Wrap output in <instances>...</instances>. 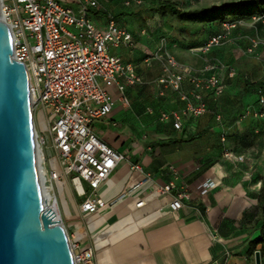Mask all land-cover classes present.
I'll return each instance as SVG.
<instances>
[{
    "label": "crops",
    "instance_id": "0c3cea01",
    "mask_svg": "<svg viewBox=\"0 0 264 264\" xmlns=\"http://www.w3.org/2000/svg\"><path fill=\"white\" fill-rule=\"evenodd\" d=\"M132 1L128 5L126 0H99L98 6L90 9L97 26H104L114 16L133 33L131 44L112 46L110 50L120 55L124 63H131L143 81L126 87L129 105L122 103L116 86L108 87L114 94L112 110L97 119L94 128L126 159L98 189L97 194L107 203L97 211H80L83 199L79 200L80 196L73 192L60 196L69 207L65 210L67 228L80 244L92 246V264H256L255 254H249L248 248L255 236L253 224L261 204L264 166L258 162L256 152L260 140L252 142L249 128L259 131L256 122L262 123L253 114L242 118L241 113L245 107L257 108V92L253 90L257 84L250 83L245 90L246 78L261 80L264 69L256 79L240 66L234 65L238 73L233 77L220 70L224 92L216 97L207 92L208 110L200 116L184 115L182 128L176 129L171 119L160 118L163 111L185 106L177 90L158 82L166 63L165 51L191 65L195 74L206 76L201 71L205 59L193 48L199 47L207 35L201 33L190 40L173 38L170 32L175 29L176 20H164L158 13L144 17L143 10L150 0ZM250 30L251 34L264 31V22ZM240 32L241 28L232 29L208 56L231 64L237 58L233 49L240 43L244 56L258 57L260 49V54L264 53L262 45L249 53L246 45L251 34ZM263 56L259 57L261 63ZM119 79L123 81L124 77L119 75ZM183 88H192L187 79ZM224 131L230 133L226 142L221 139ZM226 148L237 149L245 160L229 161L223 156ZM133 162H140L152 177L127 192L142 177L131 171ZM170 165L179 171L176 182L186 181L191 191V197L185 198L178 210H171L168 205L171 194L157 192V186L172 178ZM209 177L215 184L202 194L197 186ZM125 191V196L112 203ZM139 198H145V204L137 206Z\"/></svg>",
    "mask_w": 264,
    "mask_h": 264
},
{
    "label": "built area",
    "instance_id": "2783aa9c",
    "mask_svg": "<svg viewBox=\"0 0 264 264\" xmlns=\"http://www.w3.org/2000/svg\"><path fill=\"white\" fill-rule=\"evenodd\" d=\"M67 1L78 6L73 7L63 0H0V16L11 29L13 56L25 63L29 75L43 192L45 182L58 199L59 195L69 191L85 196L79 209L92 213L107 203L97 194L98 189L126 159L123 152L99 137L94 122L106 117L112 110L114 94L108 89L110 85L117 87L120 100L129 105L126 87L143 80L131 63H124L120 55L110 50L112 46L131 44L133 33L114 16H110L104 26H97L90 9L97 7L99 0ZM132 2L126 0L128 5ZM259 20L264 22V15L253 16L250 26ZM249 22L226 21L223 31L212 34L199 47L193 48L205 59L201 71L207 73L206 76L195 74L191 65L180 62L173 53L165 51L166 63L158 82L177 90L185 100V106L161 112V119H171L173 126L181 129L184 115L200 116L208 110L207 92L216 97L225 90L220 70H226L229 77L237 73L234 66L212 60L209 52L222 44L237 25ZM165 42L163 38V45ZM260 45L264 46V39L250 38L248 52H256ZM119 75L124 77L123 81ZM186 79L192 86L190 91L183 88ZM259 103L260 107L264 105V95L260 96ZM251 114L256 117L264 115L260 108L248 107L241 117ZM217 118L221 120L220 113H217ZM221 139L226 142L227 132H222ZM223 156L233 162L245 160L244 154L228 148ZM130 168L142 177L127 192L138 189L152 177L151 173L144 171L140 162L131 163ZM170 171L172 178L157 186V192L171 194L168 205L171 210H178L183 206L184 199L191 197V191L186 181L176 182L179 171L174 165H170ZM214 184L209 177L199 183L197 189L204 194ZM145 202V198H139L136 205L141 206ZM62 221L68 231L75 264H92L95 260L92 246L80 244L67 228L64 218Z\"/></svg>",
    "mask_w": 264,
    "mask_h": 264
},
{
    "label": "water",
    "instance_id": "95a60500",
    "mask_svg": "<svg viewBox=\"0 0 264 264\" xmlns=\"http://www.w3.org/2000/svg\"><path fill=\"white\" fill-rule=\"evenodd\" d=\"M0 16V264H75L39 175L30 81ZM255 263L262 264L255 252Z\"/></svg>",
    "mask_w": 264,
    "mask_h": 264
},
{
    "label": "trees",
    "instance_id": "16d2710c",
    "mask_svg": "<svg viewBox=\"0 0 264 264\" xmlns=\"http://www.w3.org/2000/svg\"><path fill=\"white\" fill-rule=\"evenodd\" d=\"M149 2L150 4L148 7L143 10L144 17L152 16L153 14L158 13L164 20H176L175 28L180 32V35L183 39L190 40L198 34L206 33L207 36L204 37L202 43L212 34L223 31V23L226 21L239 22L242 20L249 22L255 15H264V0H228L222 1L220 3H212L209 5L195 6L191 4V0H182L181 3L176 0H150ZM262 22L263 21L259 20L255 23V25H251V27H256V25L262 24ZM241 26L247 25H237L233 30H236ZM259 47L261 48V45ZM262 66L264 69L263 62ZM250 83L257 84L253 87V90L255 89L257 92L256 102L259 105L258 108H260V110H262L264 113V105L260 107L259 103L260 96L264 95V80H258L257 83H255L250 81V78L247 77V88H245V90L250 87ZM247 108L245 107L244 111L241 113V116L244 114ZM263 116H259V119H261V117L263 118ZM256 124L260 126L259 131H256L255 127H250L249 134H252V142H257V140H260L258 148L260 150H264V127L263 125L258 124V122H256ZM229 137L230 133H227V139ZM252 142H250V144H252ZM232 150L236 151L237 153L239 152L237 149ZM261 164L263 167L264 164L262 162ZM260 174H262V172H260ZM261 183V204L259 207L260 209L258 216L256 217L253 224L255 236L250 240L248 252L249 254L253 255L257 250H259L261 253L262 264H264V178L261 180Z\"/></svg>",
    "mask_w": 264,
    "mask_h": 264
},
{
    "label": "rangeland",
    "instance_id": "374dc122",
    "mask_svg": "<svg viewBox=\"0 0 264 264\" xmlns=\"http://www.w3.org/2000/svg\"><path fill=\"white\" fill-rule=\"evenodd\" d=\"M222 1H228V0H192V3L191 4L194 5V6L195 5H209V4H212V3H220ZM63 2H65L66 4L71 5L73 7H77L78 6L77 3H74L72 1L63 0ZM178 2L181 3V1H179V0H178ZM173 22H175V21H173ZM250 22H249V24H246L247 26H241L240 27L241 28V32L240 33H243V34H246V35L251 34L252 31L250 30L251 29ZM253 24L255 25V23H253ZM252 28H253V26H252ZM257 28H259V26H257ZM170 33H171V37H173V38L183 39L182 36L180 35V32L176 28L175 29L173 28ZM252 37L264 39V31L261 30V31H258V32H253L249 36V40ZM226 43L228 45L230 43V40L229 41H226ZM242 45H243V43H240V45H235V48L233 49V52L235 53V56L237 58H235V60L233 59V61H231V62H229L230 60L227 61V62L231 63L232 65H235L236 67L237 66H240L241 68H243L244 70H246L249 73L250 76H253V78L256 79L259 76V74L262 73L261 70L263 69L262 68L263 66H262V63H261V59L259 57H261L262 54L264 55V53H261L260 54V51L262 52V50L260 49L259 50L258 57L255 56V55H251V54H250V56H244L243 50L241 48ZM249 46H250V43L248 45H246V49H248ZM243 47H245V46H243ZM229 49H230V47H229ZM261 80H264V77ZM257 81L258 80H256L255 83H257ZM256 97H257V95L256 96L254 95V98H256ZM258 106L259 105L256 104V107H258ZM247 120L248 119H246V121ZM260 121L262 122L261 125L264 126V116H263V118L261 117ZM256 152L258 153V156H259L258 157L259 158L258 162L259 163L262 162L264 164V150H260L258 148V150ZM260 158H261V161H260ZM85 184H86V182H85ZM84 197L85 196H80L79 197V200H82ZM59 200H61V201H59V204L61 206V211H62L63 218H64V221H65V212H66L65 210H67L69 207H68L67 202H65L64 200H62V198L60 197V195H59Z\"/></svg>",
    "mask_w": 264,
    "mask_h": 264
},
{
    "label": "bare ground",
    "instance_id": "6f19581e",
    "mask_svg": "<svg viewBox=\"0 0 264 264\" xmlns=\"http://www.w3.org/2000/svg\"><path fill=\"white\" fill-rule=\"evenodd\" d=\"M42 178H43V182H44L45 179L43 176H42ZM43 188H44V195H45V198H46L48 205L51 208H53L55 211V217L62 219L63 215H62V211H61V206L59 204V201H61V200L58 199L56 194L50 192L51 188L45 182H44ZM62 223H63V221H62Z\"/></svg>",
    "mask_w": 264,
    "mask_h": 264
}]
</instances>
